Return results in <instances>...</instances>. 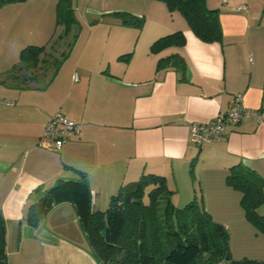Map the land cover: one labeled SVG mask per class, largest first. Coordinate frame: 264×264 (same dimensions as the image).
Listing matches in <instances>:
<instances>
[{
    "label": "crops",
    "instance_id": "0c3cea01",
    "mask_svg": "<svg viewBox=\"0 0 264 264\" xmlns=\"http://www.w3.org/2000/svg\"><path fill=\"white\" fill-rule=\"evenodd\" d=\"M53 2L0 6V214L13 264H103L71 202L53 205L37 225L25 220L29 204L59 180H78L82 173L93 211L105 210L122 183L143 173L164 176L172 197L178 193L188 202L195 199L207 212L241 209V194L224 177L237 163L264 177V7L259 10L264 0H206L219 10L221 42L200 40L177 11L171 24L157 22L135 40L117 30V24L127 25L118 22L117 8L92 9L107 15L98 22L108 20L109 27H116L108 29V43L92 47L86 39L74 54L73 46L66 47L62 52L68 51L67 56L46 81L47 66L20 64L19 52L46 44L41 57L60 55L58 46L37 41ZM147 21L144 15L143 24ZM177 30L184 34L183 45L151 51L157 38ZM130 51L125 63L119 56ZM171 54L182 57L184 69H157L158 60ZM236 95L246 111L227 123L226 135L196 144L190 125L226 112ZM56 110L80 128L59 152L37 143ZM257 212L264 215V204ZM218 222L227 228L225 220Z\"/></svg>",
    "mask_w": 264,
    "mask_h": 264
},
{
    "label": "trees",
    "instance_id": "16d2710c",
    "mask_svg": "<svg viewBox=\"0 0 264 264\" xmlns=\"http://www.w3.org/2000/svg\"><path fill=\"white\" fill-rule=\"evenodd\" d=\"M13 1L24 0H0V6ZM162 1L169 11L181 13L189 29L200 40L221 42L219 10L209 7L206 0ZM62 9V0H59L56 4L57 25L64 22ZM116 14L121 24L131 22L127 15L119 11ZM135 22L141 26L140 21ZM184 41L183 32L177 30L157 38L150 49L157 52L170 45H183ZM45 45L23 47L19 52V63L27 67L55 65L56 69L68 51L51 59L44 58L41 54ZM131 55L132 51L119 57L128 61ZM167 66L182 71L184 61L171 54L159 59L156 67ZM226 181L239 190L245 218L264 230V215L257 212V208L264 204V177L237 163L228 168ZM170 192L164 176L143 173L136 180L122 183L110 196L105 210L93 211L89 183L82 173L78 180H59L37 202L29 204L25 220L30 225H37L53 205L71 202L91 248L103 264H264V259H232L228 229L213 220L195 199L182 208L168 199L161 210L159 198L162 195L169 197ZM6 256L5 224L0 214V264H8Z\"/></svg>",
    "mask_w": 264,
    "mask_h": 264
},
{
    "label": "rangeland",
    "instance_id": "374dc122",
    "mask_svg": "<svg viewBox=\"0 0 264 264\" xmlns=\"http://www.w3.org/2000/svg\"><path fill=\"white\" fill-rule=\"evenodd\" d=\"M207 1L217 2V0ZM222 1L223 0H219V4H221ZM57 2H59V0H54L52 9L48 11L46 18L44 16L42 22V38H37L39 39L37 41L40 43H48V47L53 46V48H56L58 46L57 48H60L58 54L64 51L68 46L74 47V50L72 51V54H74V52L84 44L86 39L87 42H89V45L92 47H97L99 44H101V41L106 44V42L110 39L112 34H107L108 29L116 27H109L108 25L110 23L108 20L98 22V19L103 17L107 18V15H100V12H94L92 9L101 11L107 6L115 7L117 8V12L119 11L124 15H127L131 22H129L127 25H124L125 27H120V25L117 24V30L119 29L124 31L122 32V35H129L130 33L135 40L138 38V34L143 36L145 30L152 28L157 22L171 24L170 22H172V18L176 14V11H169L165 2L162 0H62L63 9L61 13L63 15L64 22L57 26L55 15ZM242 6L243 5H239L237 8L239 9ZM262 7L264 6H261L259 10H261ZM137 12L140 13V16L136 15ZM144 15H147L148 19L146 24H143ZM135 21H140L141 26H138ZM59 35L62 37H59ZM51 36L53 38H51ZM132 45H134V43ZM133 47L131 49H133ZM54 67L55 65L47 67L48 76L46 81H49V78L52 77L51 73H53L55 69ZM224 182L231 189L239 192L238 189L227 183L226 176L224 177ZM168 184L166 181V187L167 189H170ZM172 192L173 191L169 193V197H167V195H162L159 198V207L161 210L166 205L168 199L179 208L184 207L186 202L188 203L189 200L187 201L183 194L180 195L177 193L175 197H172ZM197 194L199 196V189L197 190ZM219 199L230 203V200L224 195H220ZM208 213L211 215L213 220H225L228 223H226V226L229 232V251L230 257L232 259L264 258V230L259 228L254 223L248 221L246 218L245 220L243 219L245 215L242 205L241 209L239 207L235 208L233 206H229L227 209L220 211L212 210L211 208ZM9 234L11 237L12 229L10 230ZM6 254L7 262L9 263L11 260V263L13 264V256L7 253V251ZM35 256L36 258H40L38 254Z\"/></svg>",
    "mask_w": 264,
    "mask_h": 264
},
{
    "label": "built area",
    "instance_id": "2783aa9c",
    "mask_svg": "<svg viewBox=\"0 0 264 264\" xmlns=\"http://www.w3.org/2000/svg\"><path fill=\"white\" fill-rule=\"evenodd\" d=\"M245 111L240 95L234 96L226 112L207 123L190 125L192 140L201 145L226 135L228 133L227 123L236 122ZM74 133H80L78 125L57 110L48 117L37 143L44 149L59 152L66 140Z\"/></svg>",
    "mask_w": 264,
    "mask_h": 264
}]
</instances>
